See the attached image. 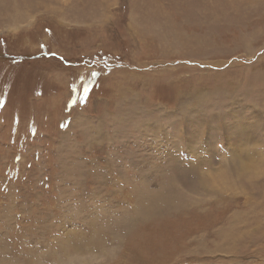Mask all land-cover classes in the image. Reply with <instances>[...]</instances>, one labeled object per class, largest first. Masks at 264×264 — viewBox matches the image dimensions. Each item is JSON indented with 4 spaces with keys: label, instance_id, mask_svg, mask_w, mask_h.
<instances>
[{
    "label": "rangeland",
    "instance_id": "1",
    "mask_svg": "<svg viewBox=\"0 0 264 264\" xmlns=\"http://www.w3.org/2000/svg\"><path fill=\"white\" fill-rule=\"evenodd\" d=\"M258 72L264 0H0V264H264Z\"/></svg>",
    "mask_w": 264,
    "mask_h": 264
},
{
    "label": "bare ground",
    "instance_id": "2",
    "mask_svg": "<svg viewBox=\"0 0 264 264\" xmlns=\"http://www.w3.org/2000/svg\"><path fill=\"white\" fill-rule=\"evenodd\" d=\"M187 8V7H186ZM194 8V7H193ZM180 11V10H179ZM189 11V10H188ZM191 13V12H190ZM189 13V14H190ZM194 13V12H193ZM185 18H186V16H185ZM181 19V18H180ZM185 22V21H184ZM183 36V35H182ZM252 37V36H251ZM260 69H261V67H260ZM261 72V71H260ZM259 73V72H258ZM256 81H258V83L259 84H262V85H260L259 87H260V89H259V91H257L255 94H256V96L258 97L259 96V98H260V96L261 97H263L264 98V75H261V73H259L258 74V78L256 79ZM254 85V84H253ZM255 86V85H254ZM254 86L250 89V84L249 83H247L246 85H245V88H246V90H248V91H253L252 89H254ZM256 87V86H255ZM254 93V92H253ZM253 93H251V94H253ZM256 99V98H255ZM255 107V106H254ZM257 107V106H256ZM255 107V108H256ZM120 110V109H119ZM150 114H152V113H150ZM147 116V115H146ZM153 116V115H152ZM141 119V118H140ZM139 121V120H138ZM130 122V121H129ZM128 122V123H129ZM132 122V121H131ZM138 123V122H137ZM130 125V124H129ZM138 126V125H137ZM139 127V126H138ZM263 129V128H262ZM137 130V129H136ZM264 131V130H263ZM137 133V132H136ZM260 134V133H259ZM262 134V133H261ZM137 136V135H136ZM135 138V137H134ZM240 140H242L241 138H240ZM135 141H136V139H135ZM235 146V145H234ZM141 147V146H140ZM137 149V148H136ZM145 155V154H144ZM125 156H126V154H125ZM131 156V155H130ZM133 156V155H132ZM146 157V156H145ZM130 158V157H129ZM139 160V159H138ZM264 161V160H263ZM252 162V161H251ZM141 163V162H140ZM144 163V162H143ZM151 164V163H150ZM156 166V165H155ZM169 166V165H168ZM142 168V167H141ZM151 174V173H150ZM162 176V175H161ZM175 176V175H174ZM132 184V183H131ZM135 184V183H134ZM143 186V185H142ZM165 200V199H164ZM168 201V200H167ZM176 205V204H175Z\"/></svg>",
    "mask_w": 264,
    "mask_h": 264
}]
</instances>
